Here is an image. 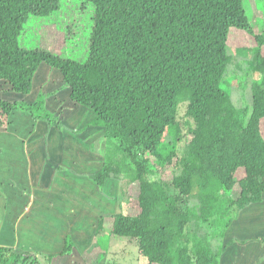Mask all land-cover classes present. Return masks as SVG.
<instances>
[{"label":"trees","instance_id":"16d2710c","mask_svg":"<svg viewBox=\"0 0 264 264\" xmlns=\"http://www.w3.org/2000/svg\"><path fill=\"white\" fill-rule=\"evenodd\" d=\"M66 2L90 4L84 60L26 41ZM231 27L251 33L243 0H0L1 131L29 118L31 132L41 131L37 124L45 133L67 130L68 106H86L106 146L102 168L89 175L95 191L104 194L109 178L138 181L140 212L118 213L111 233L138 240L139 264H232L226 230L246 206L264 202V81L253 87L249 115L220 86L235 59L226 48ZM257 40L263 48L264 26ZM46 69L59 80L46 85ZM182 102L193 123L185 142L176 117ZM89 135L76 139L92 147ZM59 144L51 134L43 146ZM50 159L58 165L45 151ZM171 163V178L162 179L157 171ZM258 235L247 241H263ZM66 241L59 254L73 248ZM56 254L0 245V264H40Z\"/></svg>","mask_w":264,"mask_h":264},{"label":"rangeland","instance_id":"374dc122","mask_svg":"<svg viewBox=\"0 0 264 264\" xmlns=\"http://www.w3.org/2000/svg\"><path fill=\"white\" fill-rule=\"evenodd\" d=\"M85 6L86 7L82 4L80 5V2L64 3L58 12L35 26L36 37L32 41L26 37L27 44L33 47L40 45V47L48 50L50 49V51L58 55L84 60L89 51L88 40L91 22V17L89 18L91 9L90 4L87 3ZM243 6L251 26V33L237 27H231L229 29L226 40L227 55L235 59L231 60L228 70L226 71L227 79L221 82L220 86L229 94L232 103L236 104L238 107L248 106L249 111L247 115H249L252 111V105L250 104L253 87L255 84L260 83L261 80L264 81V47L260 48L257 40V35L261 33L264 26V0H243ZM252 59L255 60V63L258 62V60H260V62L262 61L263 69L256 70V68H254L255 66H252ZM44 71L48 77L46 85L59 80L58 75L51 70L46 69ZM38 85L41 86L40 83ZM262 87L264 88V85ZM40 90L41 89H39V91ZM37 95L38 93L34 89L28 99L34 101ZM45 103L51 107H53L54 104L51 99H45ZM55 105V109L58 111V105ZM69 108L71 109V113L65 121H63V127L67 128V130L61 129V131L63 134L78 133L80 137L91 134L89 136H91L90 139L93 141L92 147L94 150L91 149L90 142H84L79 148L68 145V135H64L65 145L59 144L61 148H55L54 150L57 149L60 155L59 156L57 153V157H61L59 163L67 168V172L64 170L60 173L58 170L57 173L64 175L65 182L68 185L75 184L77 187L84 185L85 188V186H88V182H91L90 195H88L84 189L79 191L80 194L78 193L77 195L76 203L72 200V204H64L57 209H54V207L51 208L48 211L49 216H47L49 223L44 219L47 215V211L45 212L43 208L40 209V211L43 212L41 215H37L34 212L40 207H45L46 204L38 200V209H34L35 207L33 208L30 203H34L36 199L32 198L29 201L24 200L22 203L25 209H29L30 211H25L22 217V225L28 226V232L30 231V233H26L27 238L21 237L18 241L16 234L9 232L7 235L6 232L0 228L2 233L0 236V245L16 247L15 249L18 252L28 250L31 247V251L40 252L44 255L49 252L57 253L51 260L46 259V256L41 257V259H39L40 264H139L138 240L125 236H117L111 233L114 217L118 213L135 215L140 212V208L137 206L139 194L138 181H133L126 177L122 178L120 181H116L114 185H111V183H109V185L106 184L105 189L108 192L107 195L105 192L100 195L98 192L93 191L92 188L95 182L89 178V175L102 168L103 159H105L106 156V146L103 138L104 133L99 127L92 126L94 114L86 106L80 105L78 106V110L74 112L72 111L75 108L74 105H69L68 109ZM185 110V103L182 102L176 116L177 120L181 123L180 134L187 133L188 122L193 125L192 120L188 119L185 115ZM30 124V118L25 122L16 120L10 131H17L21 128V125H24L25 128L22 127L21 129H29L30 132ZM37 126L41 129L39 133H44L45 130H42L44 124H37ZM46 129L48 130L49 128L47 127ZM1 130L2 129H0V131ZM260 130L264 136V117L260 119ZM56 136H60V133L57 132ZM190 137L191 134L188 132L182 138V141L185 142ZM31 156H34L33 158H35L36 161L34 163L31 162V164L24 168L20 167V170H27L29 166L33 172L40 170L41 165H38L43 162V157L40 156V159H36L35 155ZM119 156L120 155L116 153L115 157L119 158ZM47 167L48 169L52 168V163L48 164ZM14 169L15 168L10 167V170H7L11 176L14 173ZM3 173H6V171ZM39 173L43 175L45 184L50 187V190L57 188L58 181L53 179V176L56 177V173L50 176L51 173L43 169ZM157 174H159L162 179L169 180L172 176V163L160 167ZM157 174L155 173L156 178ZM36 178L38 179L37 172L32 174V177L27 182V186L24 187L25 197L31 196L28 193L33 192L32 188ZM32 179H34V181ZM76 179L78 182L75 181ZM66 183L65 185L67 186ZM38 184L43 186V183ZM60 184L62 188L63 185L62 183ZM0 187L4 188L6 186L2 185ZM63 187L67 190L65 186ZM14 188L15 186L12 187V189ZM34 188L36 191H43L40 187ZM8 192L9 189H4L2 193H0V211L1 217L4 218V220L1 218V220H3L1 222L11 225H6V230L8 231L9 228H11L12 231L15 226L14 216L16 212L9 203L2 208V206H4L3 198L7 200ZM13 192L14 190L11 191L12 195ZM44 192L45 194L43 197L49 198L50 192L45 189ZM66 192L68 193V191ZM53 195L56 197L55 201H57L58 197L55 194ZM84 198L88 200L86 204L85 202L82 204ZM11 202L10 204L12 205ZM78 203H80V205ZM260 205L263 208H258V206L250 204L241 212H243V217H249V219L246 220L247 222L250 221L249 228L253 232H262L258 236H262V240L264 241V221L257 216L260 211L264 213V202H260ZM78 207L79 211H76L75 209ZM72 208L75 209L71 212L72 218L68 221V219H65V216ZM238 215H240V213ZM100 219L102 220V226L98 230ZM237 223L238 218L233 221L226 230L224 237L225 242H235L234 237L238 234H234L231 230L244 227L243 223ZM212 230L215 231V228H212ZM213 231H210V233ZM66 239V242L71 243L73 248H71L67 254H59L62 250L61 243L64 244ZM24 244L25 248H18ZM263 257L264 255L262 258Z\"/></svg>","mask_w":264,"mask_h":264},{"label":"crops","instance_id":"0c3cea01","mask_svg":"<svg viewBox=\"0 0 264 264\" xmlns=\"http://www.w3.org/2000/svg\"><path fill=\"white\" fill-rule=\"evenodd\" d=\"M11 130V129H10ZM31 132V131H30ZM29 129L26 130H22L21 128L18 129L17 131H9V132H2L0 131V179H1V183L0 186L4 185L6 187L2 188L0 187V193H2V191L4 189H9V192L7 194V200L5 198H3V203L4 206H2V208L5 207L6 204L9 203V205L12 207V209L15 210V216H14V229L11 231V228H9V230H6V223H3L1 221L4 220V218L1 217V211H0V228L6 232V234L8 235L9 232H13L14 234H16V237H18V241L19 239H21V237H26L27 238V234L30 233V231L28 232V226H24L23 224V219L22 217L24 216L25 211H30L29 209H25L24 205H23V201L25 200V193H24V187L27 186V182L28 180H30V178L32 177V174H34L37 171H32V169L29 168L27 170H20L21 168H24L25 166H28L29 164L34 163L36 160L35 158H33L34 156L31 155H35L36 159H40V154L41 152L45 149H47L45 146L41 147L40 145H31L29 140L30 138L36 137V136H40L41 134L44 133H30ZM60 132V136H57L59 138V143L62 144L64 143V135L66 136L67 133H64L62 131ZM52 134H57V133H52ZM42 141L44 142V137H42ZM41 142V140H40ZM57 148H61V146H58ZM55 148H51V153L54 152L56 153V155L54 153H52L54 155V161L56 162V164H60L59 163V159L61 157H57V149L54 150ZM54 150V151H53ZM59 155V153H58ZM60 156V155H59ZM43 164H45V153L43 154ZM42 163H40L38 166H40ZM10 167L15 168L14 169V173L12 174V176L8 173L7 170H10ZM6 173H3L5 172ZM30 171V172H28ZM32 171V172H31ZM39 175V173H38ZM60 178L58 180V182L62 183L63 186H65V188L67 190L64 189V187H60L57 186L56 189H54V194L58 197L59 200H57V204L56 201L52 200L51 202V197L50 199H47V197H43L45 192V190H48L46 188H41L43 191H36V189L34 187H39V186H34V184L38 183V180L36 178L35 183L33 184V192H29L28 194L31 195L30 197H28V201L31 200L32 198L36 199V201L34 203H30L34 209H38V200L42 201L45 205V207H40L38 210L34 211L37 215H41L43 214V212L40 211L41 208L44 209V211H47V215L44 217V219L49 223V219L47 218V216H49L48 211L51 209V205L54 204L56 206H54V209L59 208L61 205L64 204H72V197H74L76 199V201H74V203L77 202V195L79 193V191H82L85 189L86 193L88 195H90V186H85L82 185L81 187H77L75 184H67L65 182L64 179V175L59 174ZM6 178V179H5ZM34 181V179H32ZM76 182H78V180H75ZM43 186H45V181L43 179ZM65 183L67 184V186L65 185ZM15 186L14 189H12V187ZM75 186V187H74ZM80 188V189H79ZM14 190L13 195L11 193V191ZM68 191V193L66 192ZM10 193V194H9ZM68 195H67V194ZM80 194V193H79ZM81 196V195H80ZM10 197H11V201H10ZM10 202L12 203V205L10 204ZM85 204L88 202L87 198L83 199V203ZM80 205V203H78ZM81 204V205H82ZM252 205H256L258 206V208H263L260 205V202L258 203H253ZM248 208V207H247ZM72 208L70 209L66 216L65 219H68V221H70V218H72V213L73 212ZM246 209V208H244ZM76 211H79V207L77 209H75ZM243 211V210H242ZM262 214V216H261ZM259 216V218H261V220L264 221V213L260 211V213L257 215ZM1 218L3 220H1ZM246 219H249V217H243V212H240L239 218H238V223L237 224H244V227H242L241 229H235V230H231V232H234V234H238L236 235L235 238V242L231 243L229 245V257L230 259H233L232 264H264V257L262 258V256L264 255V241L258 240V241H251L248 242L247 239L250 237H253L255 235H258L260 233H255L253 232L249 226H250V221L247 222ZM247 222V223H246ZM81 224V222H80ZM11 226V225H8ZM1 229H0V236H1ZM12 233V234H13ZM27 233V234H26ZM17 241V242H18ZM12 247V246H11ZM15 251H16V247H12ZM18 248H25V244ZM31 249V247H30ZM233 252V253H232ZM253 252V253H251Z\"/></svg>","mask_w":264,"mask_h":264},{"label":"clouds","instance_id":"9594fccd","mask_svg":"<svg viewBox=\"0 0 264 264\" xmlns=\"http://www.w3.org/2000/svg\"><path fill=\"white\" fill-rule=\"evenodd\" d=\"M54 129H55V127H54ZM54 129L52 130V131H54ZM52 131H49L50 133H52ZM60 130H58V129H56L53 133H57V132H59ZM2 132H7V131H2ZM46 132V130L44 131V134H41L39 137L38 136H36V137H33V138H30V140H29V142H30V144L31 145H40L41 147H43V143L45 142V138L47 137V138H49L50 137V133H45ZM60 133V132H59ZM47 135H49V136H47ZM67 135H68V145H71V146H74V147H76V148H79V147H81L84 143H82V142H80V141H78L77 139H76V133H67ZM72 135H74V137L72 136ZM42 137H44V142L42 141ZM40 140H41V142H40ZM46 147V146H45ZM92 150H94L93 148H91ZM45 151H47V152H50L51 153V148L49 147V146H47V149H45L44 150V153H45ZM40 156L42 157L43 156V151L41 152V154H40ZM104 160V159H103ZM45 161V164H41V168H40V170L39 171H37V173H39L42 169L43 170H45V171H49L50 173H51V175L50 176H53V175H55V173H56V177H54L53 176V179H55V180H59V178H60V175L57 173V169H55L57 166H59L60 164H58V165H55V164H53L52 163V165L54 166L53 168H50V169H48V167H47V165H48V162H50L51 161V159L50 160H44ZM59 172H60V170H59ZM43 179H44V177H43V175L41 174V173H39V175H38V183H42L43 182ZM121 179H113V178H109V179H107L106 181H105V183H104V192L107 194L108 192L106 191V189H105V185L106 184H108L109 185V183H111V185H114V183L116 182V181H120ZM34 184V186H39L40 188H46V189H48V191L50 192V195H49V198H47V199H50V197H51V201L53 200H55V196L53 195L54 194V189H51L50 190V187L49 186H47V185H45V186H42V185H40V184ZM57 184H58V186H61V184H60V182H57ZM88 186H90V182H88ZM63 187V186H62ZM93 189V191L94 192H97V191H95V189H94V187L92 188ZM99 193V192H98ZM100 195L102 194V193H99ZM68 195V194H67ZM73 201H76V199L73 197V198H71ZM59 200V199H58ZM25 201H28V197H26L25 198ZM56 204H57V201H56ZM54 206H56V205H54V204H52L51 205V208H53ZM114 219H115V217H114ZM102 222V220L100 219V221H99V223H98V225L100 224ZM102 225L100 224L99 225V227H98V230L100 229V227H101ZM129 238V237H128ZM63 243H61V249L63 248ZM137 247H138V245H137ZM61 252V251H60Z\"/></svg>","mask_w":264,"mask_h":264}]
</instances>
